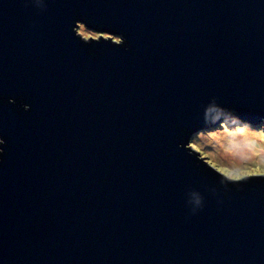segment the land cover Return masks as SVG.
<instances>
[{
    "label": "water",
    "instance_id": "95a60500",
    "mask_svg": "<svg viewBox=\"0 0 264 264\" xmlns=\"http://www.w3.org/2000/svg\"><path fill=\"white\" fill-rule=\"evenodd\" d=\"M241 119L264 0H0V264H264V173L190 145Z\"/></svg>",
    "mask_w": 264,
    "mask_h": 264
},
{
    "label": "rangeland",
    "instance_id": "374dc122",
    "mask_svg": "<svg viewBox=\"0 0 264 264\" xmlns=\"http://www.w3.org/2000/svg\"><path fill=\"white\" fill-rule=\"evenodd\" d=\"M79 31L87 38L92 36L99 37L100 34H102L100 32L87 29L84 25L80 27ZM103 34L111 36L108 33ZM114 39L119 40V37L114 36ZM243 128H246L249 131H256L257 129H264V125L261 126L260 124L258 126L251 122L242 121H231L230 123H227L223 120L221 123L200 129L196 132L191 138L190 145L194 146L202 156L207 158L210 163L232 178H242L251 174L264 173V159L262 158L264 149L259 148L260 151L254 152L255 157H259V159H245L240 163L228 160L226 153H220L217 149L218 145H220L223 147V150L228 152L227 154L236 155L237 152L235 149L230 147V144L234 143V139L231 138V135L242 134ZM222 137H224L225 144L221 141ZM214 142L218 143V145ZM252 143L257 144L258 146L260 145V143L256 140H253ZM246 147L249 148V146Z\"/></svg>",
    "mask_w": 264,
    "mask_h": 264
},
{
    "label": "bare ground",
    "instance_id": "6f19581e",
    "mask_svg": "<svg viewBox=\"0 0 264 264\" xmlns=\"http://www.w3.org/2000/svg\"><path fill=\"white\" fill-rule=\"evenodd\" d=\"M231 138L234 139V143L230 144L231 148H234L235 151L237 152L236 155H231V154H227L228 152H226L225 150H223V147H221L220 145H218V143H216L218 145V150L221 152L226 153V156H228V160L236 162V163H240L243 160H247V159H252L254 158V160L259 159V157H255L254 152L256 151H260L259 148L264 149V129H257L256 131H249L246 128L242 129V134L239 135H231ZM253 140H256L260 143V145L258 146L255 143H252ZM221 141L223 142V144H225V140L224 137H222ZM230 143V142H229ZM226 143V144H229ZM246 146H249V148H247ZM250 155V156H248ZM263 155V159H264V151L262 153Z\"/></svg>",
    "mask_w": 264,
    "mask_h": 264
},
{
    "label": "trees",
    "instance_id": "16d2710c",
    "mask_svg": "<svg viewBox=\"0 0 264 264\" xmlns=\"http://www.w3.org/2000/svg\"><path fill=\"white\" fill-rule=\"evenodd\" d=\"M241 120H242V122H246L244 119H241ZM225 122H227V123L229 122V123H230L231 121H230V120H225ZM250 122H251V121H250ZM260 123H261L260 121L255 122V124L258 125V126L260 125ZM263 125H264V124H263ZM261 126H262V125H261Z\"/></svg>",
    "mask_w": 264,
    "mask_h": 264
}]
</instances>
